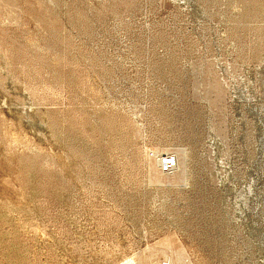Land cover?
<instances>
[{"label": "rangeland", "instance_id": "rangeland-1", "mask_svg": "<svg viewBox=\"0 0 264 264\" xmlns=\"http://www.w3.org/2000/svg\"><path fill=\"white\" fill-rule=\"evenodd\" d=\"M0 264H264V0H0Z\"/></svg>", "mask_w": 264, "mask_h": 264}, {"label": "bare ground", "instance_id": "bare-ground-1", "mask_svg": "<svg viewBox=\"0 0 264 264\" xmlns=\"http://www.w3.org/2000/svg\"><path fill=\"white\" fill-rule=\"evenodd\" d=\"M240 2H241V0H240ZM244 4V3H243ZM245 10V9H244ZM237 14H238V12H237ZM240 14V13H239ZM240 16V15H239ZM243 16V15H242ZM241 21V20H240ZM260 25V24H259ZM243 26V25H242ZM260 47V46H259ZM250 83V82H249ZM254 86V85H253ZM242 104V103H241ZM243 105V104H242ZM241 110V109H240ZM207 147H208V145H207ZM223 151V150H222ZM190 153V152H189ZM215 155V154H214ZM213 155V156H214ZM224 162V161H223ZM234 164V163H233ZM232 165V164H231ZM224 171V170H223ZM222 175V174H221ZM223 181V180H222Z\"/></svg>", "mask_w": 264, "mask_h": 264}]
</instances>
